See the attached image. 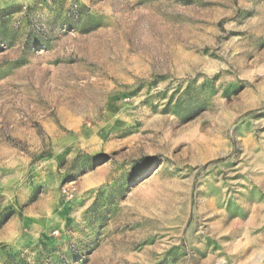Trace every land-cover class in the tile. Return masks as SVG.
Listing matches in <instances>:
<instances>
[{
	"label": "rangeland",
	"instance_id": "rangeland-1",
	"mask_svg": "<svg viewBox=\"0 0 264 264\" xmlns=\"http://www.w3.org/2000/svg\"><path fill=\"white\" fill-rule=\"evenodd\" d=\"M0 264H264V0H0Z\"/></svg>",
	"mask_w": 264,
	"mask_h": 264
}]
</instances>
